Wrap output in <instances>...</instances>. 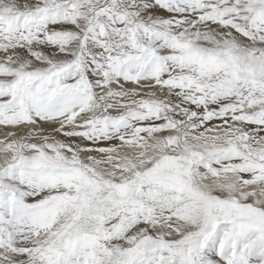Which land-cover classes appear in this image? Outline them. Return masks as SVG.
Returning <instances> with one entry per match:
<instances>
[{
	"label": "snow or ice",
	"instance_id": "snow-or-ice-1",
	"mask_svg": "<svg viewBox=\"0 0 264 264\" xmlns=\"http://www.w3.org/2000/svg\"><path fill=\"white\" fill-rule=\"evenodd\" d=\"M0 264H264V0H0Z\"/></svg>",
	"mask_w": 264,
	"mask_h": 264
}]
</instances>
